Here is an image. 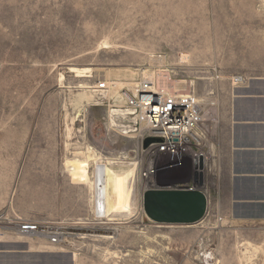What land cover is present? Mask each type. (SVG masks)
<instances>
[{"label": "rangeland", "instance_id": "rangeland-1", "mask_svg": "<svg viewBox=\"0 0 264 264\" xmlns=\"http://www.w3.org/2000/svg\"><path fill=\"white\" fill-rule=\"evenodd\" d=\"M263 54L264 0H0V234H17L24 219L58 224L82 264H264V245L235 246L208 213L194 224L146 215V190L191 185L205 169L192 151L187 169L166 168L169 156L147 154L150 137L124 129V116L109 123L124 101L95 91L158 76L166 67L152 58L164 56L174 80H191L202 106L216 107L215 133L199 149L207 165L223 100ZM116 68L135 76L112 77ZM101 159L105 183L108 161L135 173L130 212L102 220L92 195Z\"/></svg>", "mask_w": 264, "mask_h": 264}, {"label": "crops", "instance_id": "crops-1", "mask_svg": "<svg viewBox=\"0 0 264 264\" xmlns=\"http://www.w3.org/2000/svg\"><path fill=\"white\" fill-rule=\"evenodd\" d=\"M254 58L248 67L252 72L222 102L204 170L211 223L235 246L264 245V54ZM75 242L0 234V264H82Z\"/></svg>", "mask_w": 264, "mask_h": 264}, {"label": "built area", "instance_id": "built-area-1", "mask_svg": "<svg viewBox=\"0 0 264 264\" xmlns=\"http://www.w3.org/2000/svg\"><path fill=\"white\" fill-rule=\"evenodd\" d=\"M116 87L117 83L115 80H104L95 85V91L98 92L99 96L108 91H120L126 100L124 107L125 114H129L122 117L123 124L120 125L125 126L124 129H128V131H134L135 134L141 138V141L147 137L155 138V140L146 147L147 154H154L155 152L166 154L170 159V163L166 168L185 170L187 165L185 159L182 158L189 155L192 151L193 163L196 170L203 171L205 169V156L199 149L203 143L208 140V137L215 133L216 124L218 123V113L216 115V107L212 106L214 103H211L209 107H198L193 112L189 129L184 135L180 136L172 132L173 129H170V126L174 122V114L181 110L186 102L181 100L182 102L180 101L179 103H176L171 100H163L161 95L154 91L153 99H149L148 104L145 107L146 109L143 110L139 97L141 98L143 96L142 92L147 91L148 89H140L139 87H136L137 90L134 91L130 87L121 89ZM107 100L111 101L112 99ZM205 110H209L206 117L204 116ZM156 113L160 114L163 117V120H160V122H154L151 116ZM133 116H135V118ZM141 117L149 119L150 126L148 132L143 135H139V132L136 131L141 127ZM116 119L119 120L120 117L117 114H113L112 119L109 120V123L114 127L117 125L116 121H114ZM159 123L162 124V127H158ZM200 158L203 159V169H200L198 166ZM101 161L103 162L104 160L101 159ZM156 171L157 169L150 168L145 175H147V173H155ZM105 184L104 180L100 183H97L96 181L92 189L95 215L96 218L100 220L106 217L104 215L107 193ZM187 186H189V189L194 188L192 184ZM15 228L18 230V234L22 236L46 237L54 244L62 242L67 236L62 226L37 220H21L16 222Z\"/></svg>", "mask_w": 264, "mask_h": 264}, {"label": "bare ground", "instance_id": "bare-ground-1", "mask_svg": "<svg viewBox=\"0 0 264 264\" xmlns=\"http://www.w3.org/2000/svg\"><path fill=\"white\" fill-rule=\"evenodd\" d=\"M153 63H155L156 66L160 67H166L164 70H159L158 76L153 73H148L146 75L147 78H142L139 80H134L133 82L129 81H121L115 80L117 83L118 89L130 87L134 91L137 90L136 87H139L140 89H148L147 91L142 92V97L139 99L141 100V106L142 109H146V105L148 104L149 99H153L154 91L159 93L163 100H171L173 102L179 103L181 100L183 102H186L181 110L176 112L174 115V122L170 126V129H173L172 132L182 136L186 133V131L189 129L190 123L192 121V115L193 112L199 107H202V102L197 95L195 86L193 82L186 81L185 80H174L172 78V73H170L167 69V61L166 58L155 56L152 58ZM158 69V68H157ZM161 69V68H160ZM146 71V70H145ZM135 72L131 70L130 68L127 69H114L110 72V75L115 78H133ZM145 74V73H144ZM109 75V74H108ZM144 76V75H143ZM149 78V79H148ZM128 82V83H126ZM146 85V86H145ZM141 91V90H140ZM109 92V91H108ZM114 92L116 97L112 96L109 97V99L117 100L121 99L124 101L123 107H121L118 112L113 113L117 115L126 116L129 115L128 113L125 114V103L126 100L124 99L123 95L120 93V91H111ZM119 98V99H118ZM181 101V102H182ZM210 106V105H209ZM206 106V107H209ZM157 110V109H156ZM209 110H205L204 116H207ZM151 118L154 120V122H160V120H163V117L160 114H155L151 116ZM149 119L146 117H141V127L137 129L136 131L139 132V135H143L144 133L148 132L149 128ZM158 127H162V124L159 123ZM150 131V130H149ZM127 164V161L118 160L117 162L115 160L108 161L107 164V173H106V189H107V205H108V212L106 214V210L104 211V215L108 217L110 213H123V212H130L131 206H132V189L129 188V181L131 177H134V168L129 169L127 171H121L118 172L114 166H117V163ZM121 164V165H122ZM104 163L98 162L96 164V172H95V183L102 182V171L101 166H103ZM106 167V166H105ZM82 173L84 178H89V169L90 165L88 167H83ZM106 169V168H105ZM84 180V179H83ZM109 183V185H108ZM108 186L110 189H108ZM110 190V192H109ZM96 216V215H95Z\"/></svg>", "mask_w": 264, "mask_h": 264}, {"label": "water", "instance_id": "water-1", "mask_svg": "<svg viewBox=\"0 0 264 264\" xmlns=\"http://www.w3.org/2000/svg\"><path fill=\"white\" fill-rule=\"evenodd\" d=\"M155 139L147 138L146 146ZM197 165V164H196ZM199 168L203 169L200 158ZM189 186L180 188H150L143 194V209L146 215L160 224H194L200 222L207 213L208 198L203 191L204 174H196Z\"/></svg>", "mask_w": 264, "mask_h": 264}]
</instances>
